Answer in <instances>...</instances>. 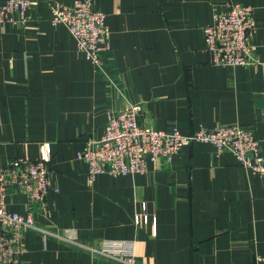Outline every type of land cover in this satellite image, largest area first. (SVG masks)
<instances>
[{
    "label": "crops",
    "instance_id": "crops-1",
    "mask_svg": "<svg viewBox=\"0 0 264 264\" xmlns=\"http://www.w3.org/2000/svg\"><path fill=\"white\" fill-rule=\"evenodd\" d=\"M74 1L32 0L26 22L0 25V168L51 157L45 213L8 190L6 209L41 229L18 264H121L105 247L137 264H264V180L232 152L195 142L144 173L94 179L76 156L109 113L139 103L143 127L243 125L264 157V0H90L109 30L100 67L51 22V5ZM231 1L253 11L257 62L214 67L202 28Z\"/></svg>",
    "mask_w": 264,
    "mask_h": 264
},
{
    "label": "built area",
    "instance_id": "built-area-1",
    "mask_svg": "<svg viewBox=\"0 0 264 264\" xmlns=\"http://www.w3.org/2000/svg\"><path fill=\"white\" fill-rule=\"evenodd\" d=\"M31 8L32 0H0V25L23 24ZM50 13L51 22L64 26L85 58L100 67L101 53L110 48L105 13L95 9L90 0H75L71 6L53 4ZM255 28L252 9L238 2L231 1L225 11L214 13L212 23L202 28L209 64L233 68L254 65L257 62L252 43ZM140 112L141 104L135 103L120 112L109 113L100 138L86 140L76 156L86 165L91 179L101 174H141L146 172L148 159L170 162L185 146L203 142L211 144L217 153L232 152L240 167L264 180L261 143L249 128L230 124L200 128L183 135L176 127L159 130L139 125ZM50 160L49 152L45 151L36 160L17 159L0 168V264H18L25 233L41 230L30 214L23 216L6 209L8 190L17 187L27 195L30 205L38 206L45 213L51 189ZM98 252L121 264H137L134 256L122 249L114 251L105 247Z\"/></svg>",
    "mask_w": 264,
    "mask_h": 264
}]
</instances>
